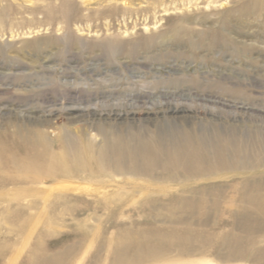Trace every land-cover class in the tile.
I'll list each match as a JSON object with an SVG mask.
<instances>
[{"label": "rangeland", "instance_id": "1", "mask_svg": "<svg viewBox=\"0 0 264 264\" xmlns=\"http://www.w3.org/2000/svg\"><path fill=\"white\" fill-rule=\"evenodd\" d=\"M184 135L263 165L115 172ZM0 147V264H264V0H0Z\"/></svg>", "mask_w": 264, "mask_h": 264}, {"label": "bare ground", "instance_id": "2", "mask_svg": "<svg viewBox=\"0 0 264 264\" xmlns=\"http://www.w3.org/2000/svg\"><path fill=\"white\" fill-rule=\"evenodd\" d=\"M184 110H186V108H183V111ZM202 138L203 140L197 141L192 135H184L181 142L172 145L168 151L164 149L165 148L164 146H161L162 144L161 145L148 144L147 142V144H143L140 147V156L138 157L131 156L132 154L130 155L131 152L129 151L130 148H128L127 145H124L119 139H115L116 141L114 142L111 148L112 149L111 157H114L115 159L114 162L118 166V169H116L115 172L118 174H123V173L129 174L132 172H137L135 170L137 165L142 164L143 166H146L145 175L148 177L150 176L157 178L160 177L161 174V178L163 179H166L164 177H167L168 180H173V181L174 180L191 181V179H196V178L202 179L203 177L204 178L209 177L215 174L216 172L225 169L237 170V169H246L249 166L257 167L258 165H263L260 162L261 161L260 159L262 158L261 155L256 154L253 151L252 153L249 149L251 145L246 144L237 137L233 136L227 139L226 138L225 139L217 138V140L214 139L215 142H213V145L211 146L208 145L207 140L204 139V137ZM207 146L212 148L211 149L207 148L208 150H206L205 147ZM75 149L77 150V148ZM2 150L3 148L0 147V157ZM227 150L229 151V156H227L226 154ZM106 151L107 150H103L102 152H99V156L97 160V168L99 171L104 170L103 162L106 157ZM128 160L130 161V166L128 167V169H126V166L124 165L122 166V164ZM61 168L66 169L64 167ZM193 194L194 196H197L198 192L195 191ZM247 194L248 196L249 194L250 196H252L254 193L253 194L247 193ZM248 196L243 195V198L245 197L246 199ZM255 196L256 198L258 197L257 195ZM260 197H258V199ZM253 199L252 202H254ZM183 200L187 202L190 200V198L185 197L183 198ZM242 226H244V224ZM60 261L61 262H59L58 264H63L62 259ZM124 262H125V258L123 254L120 253L114 256V261H113L114 264H124Z\"/></svg>", "mask_w": 264, "mask_h": 264}]
</instances>
